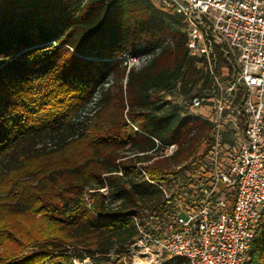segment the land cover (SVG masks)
<instances>
[{
    "label": "trees",
    "instance_id": "1",
    "mask_svg": "<svg viewBox=\"0 0 264 264\" xmlns=\"http://www.w3.org/2000/svg\"><path fill=\"white\" fill-rule=\"evenodd\" d=\"M186 42L154 0H0V264H122L132 215L170 222L159 186L198 168L211 132L185 105L212 90ZM172 90L182 104L158 97ZM244 264H264V211Z\"/></svg>",
    "mask_w": 264,
    "mask_h": 264
},
{
    "label": "built area",
    "instance_id": "2",
    "mask_svg": "<svg viewBox=\"0 0 264 264\" xmlns=\"http://www.w3.org/2000/svg\"><path fill=\"white\" fill-rule=\"evenodd\" d=\"M154 1L181 16L188 52L205 56L212 87L220 90L215 48L233 62L217 99H191V108L209 107L211 132L198 168L187 175L188 193L172 197L159 186L171 204L170 222L158 224L155 213L132 215L134 247L154 257L149 264H244L264 211V0ZM119 58L128 69L147 59L125 53ZM236 92L241 97L234 114ZM162 150L169 156L175 146Z\"/></svg>",
    "mask_w": 264,
    "mask_h": 264
},
{
    "label": "rangeland",
    "instance_id": "3",
    "mask_svg": "<svg viewBox=\"0 0 264 264\" xmlns=\"http://www.w3.org/2000/svg\"><path fill=\"white\" fill-rule=\"evenodd\" d=\"M227 80L226 77V71L225 70H221L220 71V76H217V81L220 85V90L219 87L217 86H213L211 92L207 93L208 94V98L212 101H214L215 99H217L219 97V95L221 94V87H223L225 81ZM159 98L161 99H167L169 101H171L172 103L175 104H182L183 103V98L181 96L177 95V91L176 90H172L168 93H163L158 95ZM239 97H241V92H236V94L234 95V107H235V113H237V103H238V99ZM236 98V99H235ZM190 101H186L185 105L187 106L188 110L190 113H192L193 115H199L203 118H210V109L208 106L206 105H202L200 107L197 108H191L190 106ZM205 104V103H204ZM239 120V117H237ZM232 130H231V126L229 124L224 125V134L226 136V140L229 142L230 140H232ZM205 148V143H202L200 145V148L198 150V154H202ZM191 173V171L189 170H184L182 171L177 177H175L173 179L172 182V188L168 189V193H171L173 191V189H175V187H177L180 183L183 182V179L185 177H187V175ZM39 216V215H38ZM114 262V261H112ZM151 262L155 263L154 257L153 256H143L141 254V249H136L134 247V245H132L131 247V251H130V255L128 257H124L122 259V264H149ZM73 264H90L89 260H84L83 262H77L75 261ZM114 264V263H113Z\"/></svg>",
    "mask_w": 264,
    "mask_h": 264
}]
</instances>
